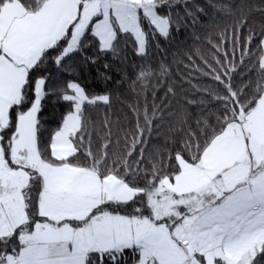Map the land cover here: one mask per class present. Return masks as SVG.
Masks as SVG:
<instances>
[{
    "label": "snow or ice",
    "instance_id": "6c2138e0",
    "mask_svg": "<svg viewBox=\"0 0 264 264\" xmlns=\"http://www.w3.org/2000/svg\"><path fill=\"white\" fill-rule=\"evenodd\" d=\"M208 2L239 12L226 29L230 49L225 32L220 43L209 38L213 60L202 56L206 69L197 68L213 82L202 91L214 110L205 114L203 96L187 99L196 115L172 124L153 92L150 107L147 98L143 111L130 106L120 151L110 94L88 93L70 67L52 82L48 64L64 68L77 53L95 63L128 40L143 56L150 41L170 42L173 28L197 24L206 8L193 0H0V264H264V25L245 37L243 2ZM94 45L95 56L84 54ZM48 96L66 111L45 144L38 113ZM90 107L105 109L99 128ZM153 137L164 145L149 152Z\"/></svg>",
    "mask_w": 264,
    "mask_h": 264
},
{
    "label": "trees",
    "instance_id": "16d2710c",
    "mask_svg": "<svg viewBox=\"0 0 264 264\" xmlns=\"http://www.w3.org/2000/svg\"><path fill=\"white\" fill-rule=\"evenodd\" d=\"M193 2L205 7L207 15L201 16L195 25L189 21L187 28L181 27L179 31L173 28L170 42L160 39L159 48L156 47V41H150L146 45L143 56H138L135 53L131 40H128L126 47L124 43H121L122 50L107 55L101 54L96 57L95 63L85 61L83 55L77 53L70 59L66 58L64 68L57 69L51 63L48 64L47 70L52 73V82L64 79L70 67L71 78L77 80L88 93L110 94L111 107L107 111L113 122V133L120 135V143L118 146L114 144V150H125L123 133L120 132V128L125 127L129 118L134 116V113L130 111V106L139 105L143 111L145 98H147L150 107L153 103V92L156 95L155 103H163L170 108L172 116L166 117V119L172 124L181 120L186 113L193 117L196 115L198 106L188 105L187 99L199 101L203 96L207 101L202 106L206 110L205 114L214 110L215 102L212 96L202 91L213 82L210 77L201 75L197 68L206 69V65L201 59L202 56L209 61L213 60L211 53L214 49L208 44L209 38L220 43L219 34L225 32V35L229 37L230 49L231 32L226 29L239 19V12L235 16H229L210 7L208 0H193ZM211 2L233 5L243 2L246 5L245 11L248 13V20L247 26L242 30L245 37H247L250 28L255 29L258 34L261 26L264 25V12L260 11V9H264V0H211ZM177 10L183 11L179 5ZM253 48L255 49V45ZM84 54L89 57L95 56V45L86 48ZM229 55L231 56L230 51ZM189 56L192 57V60L188 59ZM162 64L164 65L163 71L161 70ZM168 85L173 87L175 95L169 94L165 99ZM42 104V111L38 113V117L42 121L40 139L46 144L50 139V134L60 124L62 115L66 111V105L58 102L54 96H48ZM87 115L91 126L99 128L105 119V109L90 107ZM167 127L166 124L165 133ZM5 135H10V133H5ZM113 139L115 141V137ZM163 145L162 137H153L148 150L155 152L157 147ZM128 264H131L130 259Z\"/></svg>",
    "mask_w": 264,
    "mask_h": 264
}]
</instances>
